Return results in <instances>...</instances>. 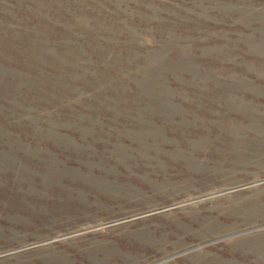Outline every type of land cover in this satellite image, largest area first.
Returning a JSON list of instances; mask_svg holds the SVG:
<instances>
[{
    "label": "rangeland",
    "instance_id": "374dc122",
    "mask_svg": "<svg viewBox=\"0 0 264 264\" xmlns=\"http://www.w3.org/2000/svg\"><path fill=\"white\" fill-rule=\"evenodd\" d=\"M0 264H264V0H0Z\"/></svg>",
    "mask_w": 264,
    "mask_h": 264
}]
</instances>
